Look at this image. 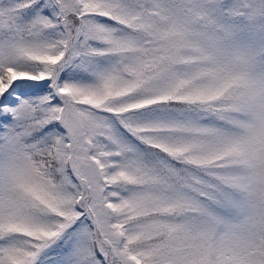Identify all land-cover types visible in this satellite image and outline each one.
<instances>
[{
    "label": "snow or ice",
    "instance_id": "6c2138e0",
    "mask_svg": "<svg viewBox=\"0 0 264 264\" xmlns=\"http://www.w3.org/2000/svg\"><path fill=\"white\" fill-rule=\"evenodd\" d=\"M0 264H264V0H0Z\"/></svg>",
    "mask_w": 264,
    "mask_h": 264
}]
</instances>
